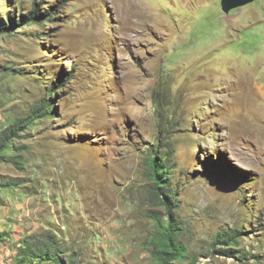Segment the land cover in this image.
<instances>
[{"label":"rangeland","instance_id":"obj_1","mask_svg":"<svg viewBox=\"0 0 264 264\" xmlns=\"http://www.w3.org/2000/svg\"><path fill=\"white\" fill-rule=\"evenodd\" d=\"M220 1L0 0L2 21L63 2L51 22L0 35V132L75 67L54 113L15 137L20 160L0 157V264L48 228L63 262L158 264L157 143L193 263L264 264V0L228 13ZM221 228L241 230L246 258L212 243Z\"/></svg>","mask_w":264,"mask_h":264},{"label":"trees","instance_id":"obj_2","mask_svg":"<svg viewBox=\"0 0 264 264\" xmlns=\"http://www.w3.org/2000/svg\"><path fill=\"white\" fill-rule=\"evenodd\" d=\"M62 4L63 2L58 6L52 5L47 7L44 12L39 10L38 5H34L26 16H24V14L20 15L21 19L19 21L16 17L17 15L6 14L3 21L0 20V35H13L16 30L21 29L28 22H51V17L56 7H60ZM38 15H41V20H37ZM41 36L46 37L48 35L43 33ZM4 68L8 71L18 73L16 72L18 68H15V66L5 65ZM74 70L75 67L72 66L68 74L60 72L56 75V79L50 80L51 87H48L47 93L42 96L41 100L32 106H28L25 113L13 118V120L1 130L0 157L6 155L5 150L7 149L9 150V154H7L9 158H12V160L16 162L20 160L21 156L17 154H19L18 151H20L23 146L21 148L17 146V143L14 142L15 137L23 136L24 129H28L36 119L44 116L50 117V115L54 113L51 112L48 99L56 92L57 88L65 85L67 79H69L68 76H72ZM153 145L154 148L147 156V163L149 166L147 173L152 180L155 193L158 197L164 196V199H160V203L167 211L164 218H160L157 214L151 215L153 227L157 231L153 253L157 257L158 264H179L177 260H187L185 263L183 262L181 264H197L193 263L194 259L190 256L186 246L179 239V235L183 230L181 218L171 212L172 202L176 201L177 193L170 185V181L173 177V167L169 163V154L157 151L156 149L159 146L158 143ZM14 152L17 154H12ZM44 232L28 236V238L24 240V245L18 248V264H28V261L33 260H36L37 263L46 262L47 264H68L69 261L70 264H72L75 258L70 252L66 253V261L63 262L62 260L63 252L60 250L58 240L55 238L56 231L48 228ZM240 232L241 230L237 228H221V230H217L213 234L212 243L226 245L223 249H231L232 251H230V254H234L240 258H246V252L242 250L241 243L238 240L241 234ZM152 237H155V235ZM251 253L254 255L253 252Z\"/></svg>","mask_w":264,"mask_h":264},{"label":"water","instance_id":"obj_3","mask_svg":"<svg viewBox=\"0 0 264 264\" xmlns=\"http://www.w3.org/2000/svg\"><path fill=\"white\" fill-rule=\"evenodd\" d=\"M254 0H221V9L224 13H228L231 9L240 7Z\"/></svg>","mask_w":264,"mask_h":264},{"label":"clouds","instance_id":"obj_4","mask_svg":"<svg viewBox=\"0 0 264 264\" xmlns=\"http://www.w3.org/2000/svg\"><path fill=\"white\" fill-rule=\"evenodd\" d=\"M223 11V10H222Z\"/></svg>","mask_w":264,"mask_h":264}]
</instances>
